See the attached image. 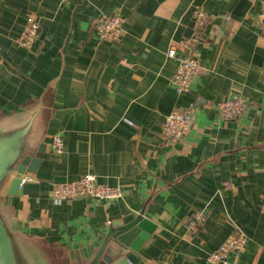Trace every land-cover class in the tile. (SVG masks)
<instances>
[{
    "label": "crops",
    "instance_id": "crops-1",
    "mask_svg": "<svg viewBox=\"0 0 264 264\" xmlns=\"http://www.w3.org/2000/svg\"><path fill=\"white\" fill-rule=\"evenodd\" d=\"M196 5L210 21L191 90L179 94L167 50L191 34ZM115 13L125 18L122 38L100 41L98 20ZM260 13L261 0H0V117L23 120L43 104L37 132L46 144L22 195L6 188L0 204L42 264H86L109 223L139 214L149 198L144 216L157 228L138 252L127 251L129 264H210L209 254L239 231L246 243L227 264H264ZM30 15L41 32L26 48L18 38ZM235 94L247 98L245 112L219 118L216 104ZM177 108H190L194 124L170 144L162 126ZM55 134L63 154L51 148ZM84 174L124 196L52 202L56 185ZM201 211L206 221L192 235L188 222Z\"/></svg>",
    "mask_w": 264,
    "mask_h": 264
},
{
    "label": "built area",
    "instance_id": "built-area-1",
    "mask_svg": "<svg viewBox=\"0 0 264 264\" xmlns=\"http://www.w3.org/2000/svg\"><path fill=\"white\" fill-rule=\"evenodd\" d=\"M208 12L199 5L193 9L191 34L176 41L167 50L168 58L176 62L173 74V84L177 93L182 94L191 90L194 78L200 68L197 48L203 39L205 29L209 24ZM125 18L120 13L100 18L95 27V34L100 41L117 42L124 33ZM257 28L264 31V0H261V13L257 21ZM41 23L37 17L30 15L18 38V43L26 48H33L40 37ZM248 105L247 98L232 95L228 99L216 104L218 117L232 120L242 116ZM128 124L134 123L126 120ZM194 124V113L190 108H177L171 111L164 120L162 136L170 144H176L187 136ZM65 140L60 134L52 136L51 148L56 154L65 152ZM26 179L22 180L21 185ZM124 196L121 186H109L101 183L94 174H84L78 180L56 185L50 193L54 204L72 201L78 198L98 199L105 203L114 202ZM206 221V213L199 212L189 220V231L196 235ZM246 243V235L239 231L232 238L224 242L208 256L210 264H227L231 254H239Z\"/></svg>",
    "mask_w": 264,
    "mask_h": 264
},
{
    "label": "water",
    "instance_id": "water-1",
    "mask_svg": "<svg viewBox=\"0 0 264 264\" xmlns=\"http://www.w3.org/2000/svg\"><path fill=\"white\" fill-rule=\"evenodd\" d=\"M43 104L23 120L5 121L0 117V194L22 195L23 179L37 172L46 151V144L38 134V119ZM200 164L192 174L198 172ZM180 177L174 183H179ZM150 201V198L148 202ZM146 204L137 215L125 222L109 223L108 230L96 254L86 264H129L127 251L138 252L152 238L157 226L144 216ZM0 264H42L26 245L24 237L15 228L12 216L0 204Z\"/></svg>",
    "mask_w": 264,
    "mask_h": 264
}]
</instances>
